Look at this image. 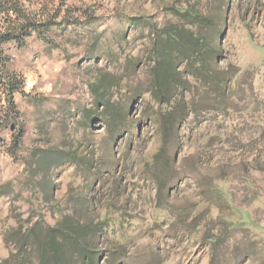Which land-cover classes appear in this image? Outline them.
Returning <instances> with one entry per match:
<instances>
[{
    "label": "rangeland",
    "instance_id": "rangeland-1",
    "mask_svg": "<svg viewBox=\"0 0 264 264\" xmlns=\"http://www.w3.org/2000/svg\"><path fill=\"white\" fill-rule=\"evenodd\" d=\"M24 1L56 24L5 47L26 88L19 123L0 96V264H41L67 215L101 223L92 264H264V0H201L204 66L173 48L159 75L151 23L187 0Z\"/></svg>",
    "mask_w": 264,
    "mask_h": 264
},
{
    "label": "trees",
    "instance_id": "trees-1",
    "mask_svg": "<svg viewBox=\"0 0 264 264\" xmlns=\"http://www.w3.org/2000/svg\"><path fill=\"white\" fill-rule=\"evenodd\" d=\"M182 1L180 7L173 9L174 14L184 20V26L172 24L168 28L157 32L156 23H151L154 31L151 33L150 44L155 49L157 64L154 71L157 74L176 69L174 62L168 64L173 48L180 50L186 60H196L198 65L204 66L201 52L205 46L203 37L198 28H201L207 18L199 11L198 5L201 0ZM187 3V5H184ZM137 22L138 18H132ZM56 19L47 16L42 9L32 12L24 0H0V96L7 103L9 115L16 116L20 122V114L17 107V96L25 95L26 81L24 77L14 72L10 67L11 59L7 55L6 46L12 44L24 48L27 41L36 35L44 36L56 24ZM195 27V28H194ZM198 54V55H197ZM197 55V56H196ZM169 66V68H167ZM171 66L173 68H171ZM161 76V75H160ZM100 88V85H98ZM14 113V114H13ZM25 127L20 124L18 133L14 139L15 149H20L24 143ZM2 187H0L1 190ZM101 223H71L69 216L62 217L54 225H48L41 230L39 247V260L41 264H75L78 257L85 260L86 264H92L95 255L89 249V243L93 235L100 231ZM29 231L35 232L38 223L28 227Z\"/></svg>",
    "mask_w": 264,
    "mask_h": 264
}]
</instances>
